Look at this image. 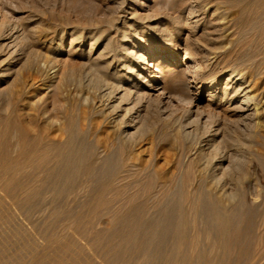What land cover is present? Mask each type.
Wrapping results in <instances>:
<instances>
[{
    "label": "bare ground",
    "instance_id": "6f19581e",
    "mask_svg": "<svg viewBox=\"0 0 264 264\" xmlns=\"http://www.w3.org/2000/svg\"><path fill=\"white\" fill-rule=\"evenodd\" d=\"M233 4L239 6L242 11L253 7L255 17L252 21L250 20V25L260 31L264 28V1L235 0L231 5ZM133 23L134 21L132 23L123 22L120 31L121 38H125L127 31L135 27ZM21 31H23L24 36L23 41H20L27 49L24 52L25 59L22 68L29 71L30 75L41 76L42 78L37 81L40 85H45L53 77H48L44 62L52 63L53 59L45 57L47 60L42 62V58H39L40 55L29 50V46H34L41 41L37 36L38 33H33L31 27L29 30L24 27ZM21 33L16 25L10 26L0 22V51L6 48L8 55L16 54ZM80 38L82 37L75 36L74 42L80 41ZM95 41L96 39L89 42V49L86 52L89 55L87 60L89 68H86L85 73L90 72L92 75H89L92 79L91 84L93 83L96 91L98 90L97 98L95 97L96 101L92 97L91 101L88 98L90 107H92L90 111L101 115L109 124L107 137L104 135L106 139L101 136L103 140L97 142L100 149L103 148V150L101 149L102 152H105L103 167L96 162H86V153H89L90 156H97L94 146L76 140V124L73 113L69 114L70 116L67 115L64 124H57V128L52 133H45L40 136L32 134L33 130L30 125L33 124V121L30 116L26 117L28 113L24 110L29 102L28 94L36 85V81L30 75L26 76V79L15 78L17 82L13 86L14 89L12 88L14 100L12 112H15L18 117L9 118L11 116L7 114V117H0V191L3 192V195L18 200L19 203L21 202L20 204L32 207L31 203L34 199L41 193L47 192L45 189H49L54 195H61V197L62 195L73 196L74 187L77 183L76 177L78 174H83L84 177L88 178L84 182V189L90 193V198H92L90 201L87 200L88 202L84 200L82 209L80 208L81 210L78 209V211L74 209L73 212L74 207L71 208L70 205L66 214H70L72 224H76L77 228L84 229L83 226L78 225V222L80 221L79 224H82V220H84L87 221V225L94 224L95 216L99 217L97 212L99 207H103L102 210H105V207L109 208L107 212L110 211L111 207L108 206L111 203L108 204L109 201L107 202V199L105 198V200L103 197L112 187L114 190L118 189L114 187L118 179L121 185L118 184L120 187L116 195L119 193L121 197L118 196L115 200L120 198L118 201L121 200V205L111 208L109 213L112 212V215L108 213L109 217L112 216L111 223L113 226L111 227L114 229L117 225V229L114 231L112 229L109 233H106L105 230V233L102 234V231L101 233L92 230L91 224L87 228L89 229L91 226L90 229L95 231V236L91 235L104 244L105 248L103 246L102 248L107 251L108 264H138L137 259H140L144 264H228L230 259L234 257L233 252L237 251L236 248L238 249L237 258H247V264L262 263L264 261V193L261 196L263 197L261 201H257L259 196L253 198L249 188L247 189L248 185L243 180L246 177L242 174L241 167L246 153L249 152L250 154V146L241 140L240 136L244 132L247 133L245 135L248 137L259 134L257 129L264 120V113L261 108V103H264V80H255L251 75L245 73L246 71L231 70L225 78L221 102L225 105L224 112L237 118L236 124H234L236 128H229L230 130L226 134L221 135L219 123L217 121L214 123L215 120L210 121V116H206L205 119L198 117V114L194 119L187 117L186 122L179 126L178 133L172 128L176 133L171 134V143H169L174 146L177 144L173 143L178 142V148L180 147L181 151L177 150L184 155L179 153L177 158L180 159H177L174 164L169 165L166 161L163 162L164 164H158L156 161L158 154L156 156L154 154L153 157L149 150L151 148L144 147L143 151H139V149L133 151V148L137 149L145 143L142 136L151 130L152 125L148 124L142 128L143 126L137 121L141 114L140 110L136 109V111L134 106L129 107L128 104L131 95H134L135 98L143 95L150 96L149 91L157 90L158 85L163 82V78L168 73L165 74L163 67L160 66L162 62H159L155 66V71L145 81L146 85L134 84L132 78L138 77L147 68L138 67V60L143 59L141 54L137 55L138 58L135 57L137 59L135 62L126 58L127 54H131V57L135 55L132 50V43L129 42V45L126 44L127 46H122L119 43L113 49L105 45L101 51L95 54L93 50ZM218 44L223 47L224 41L220 40ZM162 58V60H166V57ZM151 61L152 58L146 63L147 66L152 65ZM259 71L264 72V65ZM65 80L72 81L74 84L75 81L80 82L79 75L74 73H70ZM88 82L90 83V79ZM86 101L87 99L84 100V102ZM1 111L3 110L1 109ZM25 118H28V121ZM137 123L142 127L138 126ZM89 124L88 126H90ZM84 127L80 131L86 133L91 126ZM97 127L98 125L94 128L95 131L98 130ZM61 133L66 136L64 142H60L56 138ZM7 134H11L13 139V142H10V148L14 152L13 156H8L4 151L7 143L5 144L3 136ZM94 145L96 146V143ZM145 149L148 151L147 155H143ZM118 154L123 155L122 160L120 158V163L118 162ZM231 155L233 158H230ZM182 156L185 157V160L181 159ZM257 158L264 166V157L257 155ZM152 160L154 163L151 162ZM148 163H152L151 169H149L150 164ZM118 165L120 172L116 171ZM131 170L134 173L129 174ZM107 172L112 174V179L104 181L97 178L99 174ZM132 175H134L133 178H136L133 179ZM82 193L85 194V192ZM52 200L50 201L53 203L55 200ZM51 202L49 204H52ZM18 204L17 206L13 205L18 207ZM57 208L58 205L56 206V216L60 213L59 208ZM49 211L53 212L50 209ZM251 211L253 215V211L258 212L256 214L260 216L257 227H255V222L253 223L254 218L250 214ZM62 212L64 213V211ZM85 212H97L96 215L93 214L95 216L92 222H88L89 216L88 220L87 216H84L86 219H82ZM89 215L91 216V214ZM72 224L70 221L69 225ZM96 224L93 226L96 227ZM107 225L109 226V224ZM33 227L35 226L33 225ZM254 227L256 229L252 230ZM71 232L74 234V231ZM86 233L88 234V232ZM50 235L52 236V234ZM74 235L78 236L77 234ZM246 236L248 240L250 239L248 242L251 243V247L253 246L251 250L248 246H242L246 241L244 239ZM62 237L64 238V236ZM84 238L86 239V237ZM254 238L255 242H253ZM95 239L94 242H96ZM57 242L60 241L52 238L51 243L58 244ZM89 242L92 243L90 240ZM98 244L101 247L100 243H97V246ZM102 248L101 250L104 251ZM37 255L40 256V254ZM42 257L45 258V255ZM42 257L38 259L42 261ZM39 260L37 261L39 262Z\"/></svg>",
    "mask_w": 264,
    "mask_h": 264
},
{
    "label": "rangeland",
    "instance_id": "374dc122",
    "mask_svg": "<svg viewBox=\"0 0 264 264\" xmlns=\"http://www.w3.org/2000/svg\"><path fill=\"white\" fill-rule=\"evenodd\" d=\"M234 1L0 0L1 24L16 25L20 29V33L22 32L19 35V41L17 40L18 48L16 54L8 55L6 48L0 51V117H7V115L13 119L18 117L15 112H12L14 106L12 90L14 89V84L17 82L15 78L21 80L23 78L26 79L30 75L29 71L22 68L25 59L24 52L27 49L22 43L24 33L21 29L25 27V29L29 30L31 27L33 33H38L37 36L41 41L34 46H29V50L40 55L39 58H42V62L48 58L53 59L52 63L44 62L48 77L53 78L51 81L45 83V85H40L37 80L42 77L38 75L33 76V74L30 75V77L35 78L36 85L31 89V93L29 92L28 94L29 102L24 111L28 113L26 117L30 116L33 124L30 125L27 122L28 118H25L27 120L26 123L32 128V134L40 136L45 133H52L57 128L56 126L60 123L61 125L65 123L64 120L66 121L67 115L73 113L76 124V140L94 146L97 156H90L89 153H86V162H96L99 166L101 165L103 167L105 152H102L103 148L101 147V150L97 142L99 140L102 141L104 138L106 139L109 124L101 115L90 111V108H92L90 107L91 97L96 101L98 90L96 91L95 85L93 83V85L91 84L92 75L90 72L85 73L89 68L87 61L89 55L86 52L89 49V42L94 39H96L93 49L95 54L101 51L105 45L113 49L119 43L122 46H127L126 44L129 45V42H131L135 55L131 57V54H127L126 58L135 62L137 60L135 57L141 54L144 60L140 58L141 61L138 60V63L137 61L136 63L140 68H147L138 77L132 78L134 84L146 85L145 81L155 71V66L159 62H162L160 66L163 67L165 74H169L163 78V82L158 85L157 90L149 91L150 96L143 95L138 98H135L134 95L130 96L128 106H134V110L139 109L141 113L137 121L143 127L137 123L138 126L144 128L148 124L152 125L151 130L148 132L145 131L147 134L144 133L145 135L142 136L145 139V145L143 144L141 147H137V149L133 148V151H138V149L139 151H143L142 149L144 147L151 148L149 150L153 157L154 154L155 156L158 154V158L156 159L158 164H164L163 162L165 161L169 165L174 164L178 159L177 157H179V153L182 152H180L181 148H178V142L173 143L177 144L174 146L169 144L171 143L170 137L175 131L177 133L179 132V126L186 122L187 117L194 119L199 115L198 117L205 119L206 116H210V121L215 120L214 123H219L221 135L226 134L230 130L229 128H236L234 124H236L237 118L224 112L225 105L221 102L225 78L231 70L237 72L246 71L245 73L251 75L253 79L258 81L259 79L264 80V72L261 73L259 71L262 65H264V28L260 31L250 25V22L255 17L253 7L242 11L239 6L235 4L231 5ZM258 13L259 11L256 15ZM131 21H134L133 24L135 27L131 30L125 29L128 30L125 34L126 37L121 38L120 31L123 22L132 23ZM97 35L98 38H96ZM75 36L82 38L79 39L80 41L74 42ZM220 40L224 41L223 47H220L218 44ZM70 41H72L70 43L71 45L69 44ZM59 51L60 53H57ZM162 57H166V60H162ZM151 58L152 65L147 66L146 63ZM70 73L79 75L80 82L75 81L74 84L72 81H66L65 79ZM85 74H88V76H85ZM89 75L91 76L89 77ZM89 79L90 83L88 82ZM46 86L47 88H45ZM84 98L87 101L89 98L90 101L84 102L86 100ZM261 105L264 113V103H261ZM1 109L8 111L3 112ZM170 122L174 123L171 124ZM87 123H90L89 125L91 127ZM97 125L98 130L96 129L95 131L94 128ZM83 127H90V129L86 133H83L80 131ZM105 130H107V133H105ZM257 130L259 132L257 135L248 137V135H245L247 133L244 132L240 136V139L247 142L250 146V154L249 152L246 153L241 172L246 177L243 180L248 185L247 189L249 188L248 190L252 194L250 195L253 198L259 196L257 201H261L264 197V166L261 165L262 163L258 160L257 155L264 157V120L260 123ZM101 136H103V139ZM65 137L64 133L56 136L60 142H64ZM3 140L5 144L7 143L4 151L8 156H13L14 152L10 148V142H13L11 134L3 136ZM93 142L96 143V146ZM147 152V149H145L143 155H147ZM120 154H118L119 163L123 158V155ZM230 158H233V155ZM181 159L185 160V157L182 156ZM151 162L154 163L153 160ZM151 164L150 167L147 165L149 169H151ZM116 171L120 172L119 165ZM131 172L133 171L131 170L129 174ZM99 176L97 178L104 181L112 179V174L108 172L99 174ZM133 176L131 177L133 178ZM76 178L75 193L73 196H68L71 197L70 199L72 201L66 195H62L61 197V195H54L51 190L45 189L47 192L41 193L31 203L32 207H28L25 204H20L21 202L19 203L16 199H10V197L4 196L3 192L0 191L4 197H1L2 195L0 193V264H108L106 258L107 251L104 249L105 246L96 237V239L94 238V232L102 231L103 233H101L104 234L105 232L109 233L113 229L111 227L113 226L111 223L112 216H110L111 218L109 217V214L112 215V212H109L111 208L113 209L115 206L121 205V200L118 201L120 198L115 200L119 196V193L116 195L120 187L118 184L121 185V183L117 179L114 187L118 189L114 190L112 187L113 189H109L108 193L106 192L103 197L107 199H105L107 202L109 201L108 204L111 203L108 206L111 207L109 212H107L109 208L105 207V211L102 210L103 207H99L97 209L99 217L95 216L97 212H95L96 214L85 212V215H83L82 219L84 216L90 217L91 220L89 217L87 218V220L89 219L88 222H92L95 216L94 224L90 223L92 225V227L90 226L91 229L95 231H91L90 227L87 229L88 225H90H87V221L81 219L83 221L82 224H79L80 221L78 222L79 226L84 227V229H80V227H76V224H72L73 221L70 218V214H66V210H69L67 208L74 207L72 211L74 209L78 211V209H82L85 201H90L92 198H90V193H87L84 189V182L88 178L84 177L83 174H78ZM79 191L85 192V194L82 192L80 194ZM51 193L54 195L53 200ZM9 199L18 202L15 203ZM50 200L55 201L52 203ZM50 202L52 204H49ZM12 203L15 206L19 203V208L15 207ZM57 205L60 209L57 208L58 211L60 213L64 211V213H59L56 216ZM59 205L61 206L59 207ZM49 209L53 210L54 215ZM253 212L254 215L252 211L250 214L254 218L253 223L255 222V227H257L260 216L256 214L258 212ZM93 214L95 215L93 216ZM70 221L75 226V230L72 225H69ZM102 222L104 223L102 224ZM95 224L96 227L93 226ZM115 226L114 229L116 230L117 225ZM255 227L252 230L256 229ZM71 231H74V234L78 236L72 234L73 232ZM89 235H91V239ZM49 237L51 240L53 238L60 242L53 244ZM92 237L96 242L93 241L94 239ZM244 239L246 241L242 246H248L249 250H251L253 246L251 247V243L248 242L250 239L248 240L247 236ZM253 242H255V238ZM97 243H100L101 247L99 244L97 246ZM236 250L238 251L237 248ZM28 251H31L32 255ZM237 251L235 253L233 252L234 257L232 256L233 258L230 259L228 264H247V258H237ZM37 254H40V256ZM36 255L39 257L45 255V258L42 257L43 259L40 261V258ZM137 262L138 264H144L140 259H137ZM262 263L264 264V261Z\"/></svg>",
    "mask_w": 264,
    "mask_h": 264
}]
</instances>
